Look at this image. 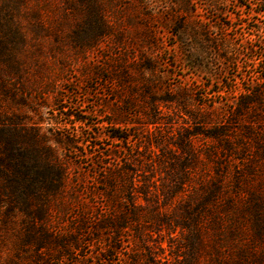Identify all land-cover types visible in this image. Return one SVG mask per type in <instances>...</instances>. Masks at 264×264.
Listing matches in <instances>:
<instances>
[{
    "label": "rangeland",
    "instance_id": "obj_1",
    "mask_svg": "<svg viewBox=\"0 0 264 264\" xmlns=\"http://www.w3.org/2000/svg\"><path fill=\"white\" fill-rule=\"evenodd\" d=\"M26 2L27 13L0 15V65L16 67L5 74L11 96L0 93V112L44 133L73 179L89 180L92 163L129 167L134 201L145 203L146 188L160 211L140 227L149 231L145 242L157 264H211L207 252L191 248L185 216L163 204L180 173V145L190 140L200 158L196 172L219 177L247 207L237 214L245 233L230 238L231 252L243 239L264 250L257 227L264 219L250 209L256 202L264 211V0H72L77 9H65L64 0ZM72 114L86 117V126L77 128ZM113 130L128 139L109 138ZM62 217L54 215L55 226L65 227L70 218ZM20 218L17 212L13 226L0 227V264L36 262L33 245L19 247ZM105 233L98 241L81 232L65 252L36 250V264H126L129 253L148 264L132 229L120 230L118 251L105 250Z\"/></svg>",
    "mask_w": 264,
    "mask_h": 264
},
{
    "label": "trees",
    "instance_id": "obj_2",
    "mask_svg": "<svg viewBox=\"0 0 264 264\" xmlns=\"http://www.w3.org/2000/svg\"><path fill=\"white\" fill-rule=\"evenodd\" d=\"M64 2L65 9H77L72 0ZM27 10L29 9L26 0H2L0 5V15L27 13ZM32 12L34 11L30 9V13ZM1 48H5L3 40L0 41ZM10 53L8 57L13 61L14 51ZM1 59L3 62L4 57L0 50ZM15 69L16 67L12 65L7 67L0 65V93L4 97L11 96V81L5 74L10 72L7 70ZM72 116L77 128L81 130L86 126V117L79 114ZM20 122L18 115L0 112V177L4 178V184L0 186V210L3 209L0 211V227L6 224L13 226L14 214L17 212L22 214L17 224L19 228L14 232L19 239V247L30 244L34 246L35 264L41 259V252L38 253L36 250L48 251L50 247L56 246L58 252H65L70 249V245L75 246L78 243L81 232L90 233L93 239L99 241L101 239L99 233L106 231L105 250L118 251L117 244L122 229H132L131 236L142 247L148 264H157L158 259L145 242L149 231L140 227L144 226V222L149 223L147 219L158 217L160 211L156 205L150 203L151 195L146 188L140 191L145 203L134 201L129 167L119 168L118 161H107L102 165L92 163L89 180L82 175L73 179L69 177L65 159L50 145L44 133H40L38 128L34 127L21 128ZM80 133L81 131L77 134ZM108 137L120 141L128 139V135H120L116 130L110 131ZM66 142H69L77 154L75 141L66 139ZM180 148L184 152V158L177 162L180 173L171 180L172 185L167 187L165 195L162 193L165 197L163 204L166 208L170 207L171 213L180 211L185 216L183 224L196 240V245L194 240L190 242L193 246L191 248L198 247L197 250L207 252L211 264L216 261L221 264H264V250L258 252L251 248L248 240L238 242V246L233 249L234 253L231 252L230 238L233 240L239 234L245 233V228L238 222L237 214L240 211L244 212L247 207L235 199V194L227 193L225 182L219 177L206 175L205 172L201 173V170L199 173L196 172L200 158L190 140L185 145H180ZM78 155L83 158L85 153L81 152ZM88 183L94 184V188L90 189ZM94 193L100 195L102 198L100 202L83 199V194ZM118 193L120 194L116 195ZM66 196L80 206L71 207V202L63 201ZM262 199L260 196L258 202ZM55 204L58 207L54 212ZM252 205L250 209H254L257 221L259 218L264 219V211L259 205L256 202H252ZM221 211L224 212V216L219 215ZM56 213L70 218L64 225L65 229L54 225L52 219ZM257 227L261 228L259 232L262 235L264 223L257 224ZM203 233H211V239H203L201 237ZM0 237L5 236L0 233ZM137 258V253L135 255L129 253L125 257V263L137 264ZM195 264L206 263L197 260Z\"/></svg>",
    "mask_w": 264,
    "mask_h": 264
}]
</instances>
